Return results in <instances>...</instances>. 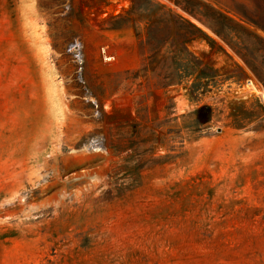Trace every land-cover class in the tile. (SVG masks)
Wrapping results in <instances>:
<instances>
[{
    "label": "rangeland",
    "instance_id": "1",
    "mask_svg": "<svg viewBox=\"0 0 264 264\" xmlns=\"http://www.w3.org/2000/svg\"><path fill=\"white\" fill-rule=\"evenodd\" d=\"M260 92L264 0H0V264H264Z\"/></svg>",
    "mask_w": 264,
    "mask_h": 264
},
{
    "label": "trees",
    "instance_id": "2",
    "mask_svg": "<svg viewBox=\"0 0 264 264\" xmlns=\"http://www.w3.org/2000/svg\"><path fill=\"white\" fill-rule=\"evenodd\" d=\"M189 13L192 14V12H190V11H189ZM192 15H195V14H192ZM183 20L187 21V23H189L191 26H193V27L197 30V32H198V37H201V38H203V39H209L208 36L205 34V32H204L200 27L195 26L193 23L189 22V21L186 20V19H183ZM198 20H199L201 23H203V24L205 25V22H203L200 18H198ZM209 41H210V39H209ZM153 56H155V53H152L151 57L153 58ZM146 70H152V68L149 67V66H146ZM186 73L194 74L195 71H194V70H190V71H188V72H186ZM178 75H179V73H178ZM164 78H165V84H166V85H171V84L174 83V81H175L176 79L179 78V76H174V72H173V73L170 72L169 74H166V75L164 76ZM261 108H262V110L264 111V106H261Z\"/></svg>",
    "mask_w": 264,
    "mask_h": 264
},
{
    "label": "built area",
    "instance_id": "3",
    "mask_svg": "<svg viewBox=\"0 0 264 264\" xmlns=\"http://www.w3.org/2000/svg\"><path fill=\"white\" fill-rule=\"evenodd\" d=\"M102 55H103V58L105 60H108L109 61V60L113 59V56H110L107 53H105L103 49H102Z\"/></svg>",
    "mask_w": 264,
    "mask_h": 264
},
{
    "label": "bare ground",
    "instance_id": "4",
    "mask_svg": "<svg viewBox=\"0 0 264 264\" xmlns=\"http://www.w3.org/2000/svg\"><path fill=\"white\" fill-rule=\"evenodd\" d=\"M261 98L264 101V92H260Z\"/></svg>",
    "mask_w": 264,
    "mask_h": 264
}]
</instances>
